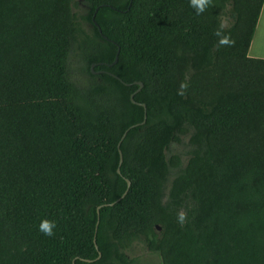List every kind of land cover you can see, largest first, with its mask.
<instances>
[{"label": "trees", "instance_id": "obj_1", "mask_svg": "<svg viewBox=\"0 0 264 264\" xmlns=\"http://www.w3.org/2000/svg\"><path fill=\"white\" fill-rule=\"evenodd\" d=\"M213 2L0 0V264H264L263 0Z\"/></svg>", "mask_w": 264, "mask_h": 264}, {"label": "clouds", "instance_id": "obj_2", "mask_svg": "<svg viewBox=\"0 0 264 264\" xmlns=\"http://www.w3.org/2000/svg\"><path fill=\"white\" fill-rule=\"evenodd\" d=\"M212 6H214L213 0H189V7L193 8L194 12L197 15H202L206 11H208ZM214 35L217 37V45L216 47H231L234 46L235 41L232 40L230 35L226 34L224 30V25L221 24L215 31ZM188 88L187 83H180L179 89L177 91V95L183 96L186 93ZM187 213L185 211H181L178 213L177 222L180 225H184L187 222ZM56 228V224L54 221L44 219L41 221L39 225V231L43 233L45 236L51 237L53 236L54 229Z\"/></svg>", "mask_w": 264, "mask_h": 264}, {"label": "rangeland", "instance_id": "obj_3", "mask_svg": "<svg viewBox=\"0 0 264 264\" xmlns=\"http://www.w3.org/2000/svg\"><path fill=\"white\" fill-rule=\"evenodd\" d=\"M72 11L75 14V17L77 19H80V17L84 16V7L83 5L80 3V1H78V3L76 4L75 7H73ZM222 24L224 26H226V22H222ZM86 28V27H84ZM69 67L72 69V80L74 82H76L78 85L80 86H84L86 84V80L85 78L80 74L78 67H79V60L75 55H71L69 57ZM186 150L184 149L183 146L180 145H172L170 148V152L171 154H175L177 156H179L180 158V163L183 164L184 163V152ZM127 254L130 257H136L139 258L143 261H145L148 264H159V260L158 257L155 254L149 253L147 252V250L140 244V243H133L128 251Z\"/></svg>", "mask_w": 264, "mask_h": 264}, {"label": "crops", "instance_id": "obj_4", "mask_svg": "<svg viewBox=\"0 0 264 264\" xmlns=\"http://www.w3.org/2000/svg\"><path fill=\"white\" fill-rule=\"evenodd\" d=\"M247 57L264 59V0L247 49Z\"/></svg>", "mask_w": 264, "mask_h": 264}, {"label": "water", "instance_id": "obj_5", "mask_svg": "<svg viewBox=\"0 0 264 264\" xmlns=\"http://www.w3.org/2000/svg\"><path fill=\"white\" fill-rule=\"evenodd\" d=\"M91 22H92L93 25L97 28V31L100 32L99 28L97 27V25L95 24V22H94V20H93V16L91 17ZM117 53H118V49L116 50V53H115V56H114L113 61H112L110 64H107V65H106L107 67H110V66H112V65L115 63ZM92 68H93V65H90V72H91V73H93V72H92ZM98 73H101V72H98ZM132 84H134V85L137 86V89L135 90V92L139 91V89L141 88V84L138 83V82H133ZM135 92H134V93H135ZM129 100H130L131 103H134V102L132 101V95L129 96ZM137 105H138V104H137ZM139 106H141L142 108H144V106H143L142 104H139ZM143 123H144V117H143V120H142L141 124H143ZM125 133H126V131H124L123 134L121 135V137H120V139H119V141H118V143H117V145H116L117 149H118V147H119V144H120L122 138L125 136ZM117 152H118V164H120V163H121V154H120V151H119V150H117ZM116 173H118V169L116 170ZM126 186L128 187V182H127V181H126ZM97 210H98V208H96V211H97ZM98 257H99V254H98L97 258H98Z\"/></svg>", "mask_w": 264, "mask_h": 264}]
</instances>
